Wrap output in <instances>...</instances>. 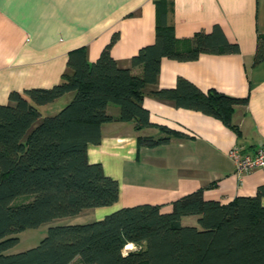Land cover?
Wrapping results in <instances>:
<instances>
[{
  "label": "trees",
  "instance_id": "1",
  "mask_svg": "<svg viewBox=\"0 0 264 264\" xmlns=\"http://www.w3.org/2000/svg\"><path fill=\"white\" fill-rule=\"evenodd\" d=\"M117 39L113 33L93 62L83 47L70 50L68 71L58 83L11 90L8 102L0 103V264H71L75 259L80 264H264V184L253 195L227 202L205 199L200 188L174 199L168 212L152 203L120 207L102 219L49 226L37 245L11 250L25 229L116 202L118 181L100 163L88 161L87 146L100 142L104 122L133 120L137 130L153 125L143 97L157 81L163 58L192 61L204 53L239 52L218 24L195 32L188 46L178 48L165 6L158 8L154 41L140 47L129 66L110 54ZM262 61L264 34H258L253 62ZM69 92L71 99L56 113L42 115L40 106ZM153 94L231 127L235 106L247 102L214 88L202 90L183 76ZM109 103L118 106L117 115L107 111ZM157 127L163 135H139L138 145L153 147L185 136ZM23 195L32 198L13 204ZM187 215H196L198 225L182 224ZM127 243L139 247L124 252Z\"/></svg>",
  "mask_w": 264,
  "mask_h": 264
},
{
  "label": "crops",
  "instance_id": "2",
  "mask_svg": "<svg viewBox=\"0 0 264 264\" xmlns=\"http://www.w3.org/2000/svg\"><path fill=\"white\" fill-rule=\"evenodd\" d=\"M164 6L178 48L188 46L195 32H208L218 24L239 52L204 53L192 61L163 58L157 81L146 87L143 97L153 125L137 130L133 120L104 122L100 142L87 146L88 161L100 163L118 181V199L66 217L68 223L102 219L137 203L161 204V211L168 212L174 199L200 188L205 199L227 202L253 195L264 184V169L258 167L238 179L228 156L234 145L245 153L264 146V61L253 62L256 38L264 34V0H0V103L8 102L11 90L58 83L74 48L83 47L88 61H95L113 33L118 39L110 54L119 65L129 66L139 48L154 41L158 8ZM140 71V66L133 68ZM178 76L202 90L247 97L234 108V127L153 94L174 86ZM72 95L40 106L42 115L56 113ZM107 111L115 116L118 106L109 103ZM157 125L185 136L153 147L138 145L139 135L164 134ZM180 222L198 225L196 215L182 216ZM138 247L127 243L123 251Z\"/></svg>",
  "mask_w": 264,
  "mask_h": 264
},
{
  "label": "rangeland",
  "instance_id": "3",
  "mask_svg": "<svg viewBox=\"0 0 264 264\" xmlns=\"http://www.w3.org/2000/svg\"><path fill=\"white\" fill-rule=\"evenodd\" d=\"M32 198L31 195L18 196L13 200V204H19L29 201ZM84 221H88L87 218H83ZM69 219L55 218L49 222L43 223L35 228H28L19 233L18 242L11 248L12 251H23L31 248L39 243L41 238L46 234L49 226L63 225L67 223ZM71 264H80L78 259L72 261Z\"/></svg>",
  "mask_w": 264,
  "mask_h": 264
},
{
  "label": "built area",
  "instance_id": "4",
  "mask_svg": "<svg viewBox=\"0 0 264 264\" xmlns=\"http://www.w3.org/2000/svg\"><path fill=\"white\" fill-rule=\"evenodd\" d=\"M228 156L234 164V173L238 179L255 167L264 169V146H260L252 153H245L238 145L232 146Z\"/></svg>",
  "mask_w": 264,
  "mask_h": 264
}]
</instances>
